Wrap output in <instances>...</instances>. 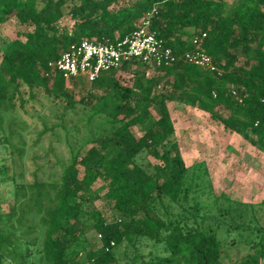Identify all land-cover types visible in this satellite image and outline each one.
Returning <instances> with one entry per match:
<instances>
[{"label":"trees","instance_id":"1","mask_svg":"<svg viewBox=\"0 0 264 264\" xmlns=\"http://www.w3.org/2000/svg\"><path fill=\"white\" fill-rule=\"evenodd\" d=\"M155 5L152 28L178 59L151 76L134 59L102 72L76 100V81L49 62L84 39L124 38ZM11 17L29 30L0 40V185L11 181L14 198L3 211L0 192V264H117V247L138 238L165 251L144 264H264V201L217 194L206 163L189 167L178 142L168 144L175 133L168 103L179 101L264 151V0H0V25ZM200 31L220 73L185 59ZM122 71L132 75L131 86L120 84ZM43 107L56 121L43 124L33 148L48 135L54 140L32 157L28 182L1 157L14 134L5 113ZM98 179L112 218L96 206ZM87 229L98 234V248Z\"/></svg>","mask_w":264,"mask_h":264},{"label":"rangeland","instance_id":"2","mask_svg":"<svg viewBox=\"0 0 264 264\" xmlns=\"http://www.w3.org/2000/svg\"><path fill=\"white\" fill-rule=\"evenodd\" d=\"M227 1L232 3L236 0ZM68 8V5L63 7L67 24L72 22L67 15ZM28 30L26 25L11 17L0 25V40L24 38ZM153 73L150 70L148 76ZM117 78L123 86L132 84V75L128 72H119ZM73 86L72 93L76 100H80L90 90L91 83L79 78ZM96 94L101 93L97 91ZM168 106L175 126V133L168 144L172 141L178 142L187 166L190 167L196 162H205L217 194L225 192L231 198L244 203L256 204L264 201L263 150L227 129L222 121L200 107H191L179 101H171ZM54 110L57 113L60 111L58 107ZM49 111L48 107H43L40 110L29 109L27 114H21L19 111L5 113L6 131L9 133V130H12L14 134L11 137V145L1 157H5V164L13 168L14 174H21L24 181L30 182L32 179V157L44 155L49 151L50 141L54 140V137L48 135L40 146L33 148V142L37 133L43 129V124L51 125L56 121L54 116H50ZM219 111L224 118L229 114L224 108H220ZM133 131L138 135L141 131L140 126H135ZM56 152H59L58 149ZM150 160L153 163L158 162L152 157ZM11 174L10 172L9 175ZM83 175L84 171L81 169L79 176L83 177ZM12 185L11 181L0 185L3 211H9L14 206ZM93 187L100 194L96 201L97 208L108 218L114 217L116 211L113 203L105 196L106 185L103 180H96ZM86 237L92 248L101 245L100 238L94 230L87 229ZM162 247L147 238H138L135 243L124 242L115 250L117 264H144L155 254L165 253ZM231 255L233 259L238 256L235 251Z\"/></svg>","mask_w":264,"mask_h":264},{"label":"built area","instance_id":"3","mask_svg":"<svg viewBox=\"0 0 264 264\" xmlns=\"http://www.w3.org/2000/svg\"><path fill=\"white\" fill-rule=\"evenodd\" d=\"M157 11L158 7L153 6L138 20L136 28L130 34L115 42L82 40L79 45L64 52L56 62H49V67L63 72L68 82L84 78L92 83L102 72L120 69L134 59L145 63L148 70L153 72L156 67L174 63L178 56L157 38L152 28V19ZM205 37L206 33L200 31L191 38L194 47L185 54V59L212 72L220 73L218 65L202 48Z\"/></svg>","mask_w":264,"mask_h":264}]
</instances>
